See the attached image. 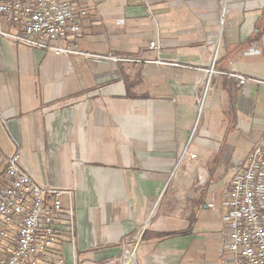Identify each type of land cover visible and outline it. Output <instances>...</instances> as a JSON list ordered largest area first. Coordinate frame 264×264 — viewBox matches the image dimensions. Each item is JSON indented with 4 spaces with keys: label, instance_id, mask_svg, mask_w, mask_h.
I'll return each instance as SVG.
<instances>
[{
    "label": "crops",
    "instance_id": "0c3cea01",
    "mask_svg": "<svg viewBox=\"0 0 264 264\" xmlns=\"http://www.w3.org/2000/svg\"><path fill=\"white\" fill-rule=\"evenodd\" d=\"M151 11L91 0L82 26L81 51L136 63L0 39V185L19 152L41 186L72 191L64 264H123L141 234L136 264H227L226 190L264 139V0H153Z\"/></svg>",
    "mask_w": 264,
    "mask_h": 264
},
{
    "label": "built area",
    "instance_id": "2783aa9c",
    "mask_svg": "<svg viewBox=\"0 0 264 264\" xmlns=\"http://www.w3.org/2000/svg\"><path fill=\"white\" fill-rule=\"evenodd\" d=\"M134 1V0H133ZM152 14L153 0H135ZM91 0H0V39L22 43L49 52L56 57H82L113 63H136L139 57L112 53L99 56L81 51L79 38L89 17ZM223 9V19L227 9ZM148 50L161 51L157 41ZM261 53L254 49L251 53ZM161 59H159V63ZM211 67L204 78L202 103L210 86ZM242 87L261 82L242 75H232ZM196 156L192 155V159ZM6 173L0 185V264H36L39 260L61 259L59 226L65 222L70 239L75 240V211L65 209L63 200L69 189L45 188L28 175L19 152L5 159ZM227 187L223 223L226 229L221 256L227 264H264V139L249 154L243 171ZM208 207L219 209L212 202ZM142 235L126 247L123 264H136V252ZM114 264V263H113Z\"/></svg>",
    "mask_w": 264,
    "mask_h": 264
}]
</instances>
